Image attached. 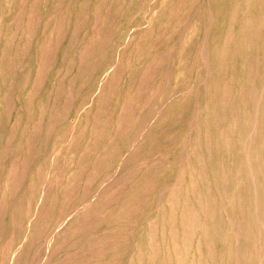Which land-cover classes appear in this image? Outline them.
Instances as JSON below:
<instances>
[{"label": "rangeland", "instance_id": "1", "mask_svg": "<svg viewBox=\"0 0 264 264\" xmlns=\"http://www.w3.org/2000/svg\"><path fill=\"white\" fill-rule=\"evenodd\" d=\"M262 48L264 0H0V264L255 260Z\"/></svg>", "mask_w": 264, "mask_h": 264}, {"label": "bare ground", "instance_id": "2", "mask_svg": "<svg viewBox=\"0 0 264 264\" xmlns=\"http://www.w3.org/2000/svg\"><path fill=\"white\" fill-rule=\"evenodd\" d=\"M208 33V32H207ZM204 44V43H203ZM204 46V45H203ZM204 49V48H203ZM262 49H264V48H262ZM207 67V66H206ZM104 80V79H103ZM206 80V79H205ZM201 111V110H200ZM199 110L197 111V112H200ZM196 126V125H195ZM248 150L246 149V151H245V153L248 155L249 153L247 152ZM246 155V156H247ZM248 162V161H247ZM185 168V167H184ZM178 172H180V171H178ZM254 168L252 167V166H250V163H247L246 164V167L244 168V177H245V179H247V181H246V185H245V188H247V192H248V197H250V198H253V199H255L256 197H257V195H258V191L256 190V185L254 184V179H255V177H254ZM177 175H178V173H177ZM192 179V178H191ZM180 180V179H179ZM188 180H190L189 178L187 179V177H185V179H183L182 178V182H186L187 183V190H186V193H188V192H190L192 195H195V193H196V186H195V184H194V182H192V180H190V182L188 181ZM237 181H238V179H237ZM244 181V180H243ZM242 181V182H243ZM189 183H191V184H189ZM242 184V183H241ZM243 185V184H242ZM174 186V185H173ZM172 186V187H173ZM242 187V186H241ZM244 187V186H243ZM168 188V187H167ZM168 190V189H167ZM167 190H165V191H167ZM236 190H239V189H236ZM240 191V190H239ZM239 191H237L238 192V194H240L239 193ZM233 193H235L234 191H233ZM243 195V194H242ZM160 196V195H159ZM233 196V195H232ZM42 197V196H41ZM96 197V196H95ZM188 197V196H187ZM235 197V195L232 197V198H234ZM240 197V196H239ZM243 197V196H242ZM240 198V199H243V198ZM161 197H159V199H160ZM96 200V199H95ZM194 200V199H193ZM232 200V199H231ZM244 200V199H243ZM235 201V200H234ZM187 202H188V200H187ZM238 202H240V200L238 201ZM207 203V202H206ZM173 204V203H172ZM242 204H244V203H242ZM207 205V204H206ZM232 205V204H231ZM189 206V205H188ZM199 206V205H198ZM203 206V205H202ZM235 206V205H234ZM204 207V206H203ZM230 207V206H229ZM233 207V206H232ZM257 207V206H256ZM199 208H201V207H199ZM208 208V207H207ZM234 208V207H233ZM240 208V207H239ZM232 209V208H231ZM243 209V208H242ZM194 210V209H193ZM206 210V209H205ZM223 210V209H222ZM235 210V209H234ZM244 210V209H243ZM191 211V210H190ZM198 211H199V209H198ZM203 212H204V210H202ZM224 211V210H223ZM231 211H233V209L231 210ZM242 211V210H241ZM207 212V211H206ZM178 213V212H177ZM202 213V212H201ZM205 213V212H204ZM231 213H234V211L233 212H231ZM246 213L247 214H245V219H244V221L245 222H248L249 224H248V226H249V228H250V230H249V234H250V241L251 242H253V244H254V246L255 247H257L258 248V254L257 255H255V260H253L252 262H250L249 264H264V211H262V210H260V208L259 207H257V208H255L253 211H246ZM186 213L184 212V211H182L180 214H178V217H180V221H181V224L183 225V223H184V221H182V216H184ZM235 214V213H234ZM234 214H232V217H233V215ZM187 215V214H186ZM188 215H191L192 217H193V219H190L189 220V222H186V226H185V228H187V232H184L183 233V235H182V237L180 238V241L177 243V245H175V243H174V241H171V242H173V244H174V246H172V247H170V246H167V245H165L164 243V246H162L161 248H160V251L159 250H155V253L156 252H161V253H159L158 255H157V257H159L162 253H163V255L164 256H167V254H166V252L165 251H170V252H172V251H179V255H180V253H182L183 254V251L184 250H186V247L187 246H190V244H191V247L193 248V250L195 249H199V247L202 245V244H204L205 246H206V248H209V246H213V244H211L212 242H214V239H211V237H206V238H204L203 237V235L200 233V231H198V227H199V225L201 224H199V220H198V222H196V218H194V214H191V212H190V214H188ZM202 215V214H201ZM205 215H206V213H205ZM230 215V214H229ZM177 216V215H176ZM175 216V217H176ZM235 216V215H234ZM202 217V216H201ZM236 217V216H235ZM69 218V217H68ZM229 218H230V216H229ZM238 218V217H237ZM236 218V219H237ZM165 219V218H164ZM227 219V218H226ZM241 219V218H240ZM66 220V219H65ZM202 220V219H201ZM230 220H231V218H230ZM229 220V221H230ZM243 220V219H242ZM176 221V220H175ZM203 221V220H202ZM232 221V220H231ZM231 221H230V224H231ZM236 221V220H235ZM238 221H239V219H238ZM237 221V222H238ZM67 222V221H66ZM144 222V221H143ZM201 222V221H200ZM233 222V221H232ZM243 222V221H242ZM213 223H214V221H213ZM215 223H216V221H215ZM233 224V223H232ZM231 224V225H232ZM245 224V223H244ZM65 225V224H64ZM161 225H163V224H161ZM179 225H180V223H179ZM234 225V224H233ZM241 225V224H240ZM246 225V224H245ZM175 226V225H174ZM184 226V225H183ZM183 226H180V229H181V232H182V229H184V227ZM190 226V227H189ZM239 226V225H238ZM63 227V226H62ZM173 227V226H172ZM183 227V228H182ZM234 227V226H233ZM241 227V226H240ZM239 227V228H240ZM139 229H140V226L138 227ZM231 228H232V226H231ZM175 229V228H174ZM174 229H172V230H174ZM201 229V228H200ZM234 229H236V228H234ZM165 230V229H164ZM240 229H238V231H239ZM162 231V230H161ZM175 231V230H174ZM197 231H198V233H197ZM236 231V230H235ZM180 232V231H179ZM234 232V230L232 231V233ZM162 233H164V232H162ZM162 233H160V235L162 234ZM169 233H170V231H169ZM173 233V232H172ZM203 233L205 234V232L203 231ZM236 233V232H235ZM234 233V234H235ZM136 234H137V232H136ZM158 234V233H157ZM171 234V233H170ZM177 234V233H176ZM182 234V233H181ZM240 234H241V231H240ZM165 235V234H164ZM178 235V234H177ZM238 235H239V233H238ZM242 235V234H241ZM135 236H137V235H135ZM178 236H180V234L178 235ZM206 236V235H205ZM244 236V235H243ZM143 237H144V234H143ZM175 237V236H174ZM135 238V237H134ZM133 238V239H134ZM140 238V237H139ZM164 238H166V236L164 237ZM170 238H171V236H170ZM173 238V237H172ZM172 238H171V240H172ZM179 238V237H178ZM241 238V237H240ZM132 239V240H133ZM146 239L147 238H145V241H146ZM177 239V238H176ZM216 239V238H215ZM231 239V238H230ZM141 241H142V239H140ZM164 240V239H163ZM163 240H161V242L163 241ZM218 240V239H217ZM216 240V241H217ZM134 241V240H133ZM132 241V242H133ZM150 240L149 239H147V241L144 243V247H146V245L149 247V245L151 246L152 245V243H151V241L149 242ZM230 241H232V243H233V240H230ZM144 242V238H143V241L140 243V244H142ZM218 242V241H217ZM169 243V242H168ZM216 243V242H215ZM232 243H230V244H232ZM235 243H237V242H235ZM133 244V243H132ZM136 244L134 243V245H133V247L135 246ZM172 245V244H171ZM237 245V244H236ZM236 245H234V246H236ZM240 245V244H239ZM211 246V248H213ZM232 246V245H231ZM254 246H253V248H254ZM136 247V246H135ZM154 246L152 245V247H150V248H153ZM216 247V246H215ZM228 247V246H227ZM201 248V247H200ZM217 248V247H216ZM222 248V247H221ZM235 248V247H234ZM159 249V248H158ZM220 249V248H219ZM135 251H136V249H134ZM172 250V251H171ZM188 250V249H187ZM231 250V249H230ZM235 250V249H234ZM237 250V249H236ZM251 250H253V249H251ZM17 251V250H16ZM189 251V250H188ZM133 252V251H132ZM210 252V251H209ZM222 252V251H221ZM227 252V254L229 253V249L226 251ZM235 252V251H234ZM251 252V251H250ZM253 252V251H252ZM178 253V252H177ZM185 253V252H184ZM197 253V252H196ZM199 254H201L200 252H198ZM203 254H204V252H202ZM231 253V252H230ZM236 254L238 253V252H235ZM175 254H176V252H175ZM220 254V253H219ZM256 254V253H255ZM133 255V254H132ZM193 255V254H192ZM207 255V254H206ZM213 255H215L214 254V252H213ZM212 252H211V254L210 255H208V259H211V260H213V262H215L216 261V259H213L212 258ZM229 255V254H228ZM155 256V255H154ZM171 256V255H170ZM184 256V255H183ZM191 256V255H190ZM197 256V255H196ZM216 256V255H215ZM223 256V255H222ZM231 256V255H230ZM244 256H246V255H244ZM138 257V256H137ZM180 257V256H179ZM203 257H204V255H202V256H198V257H196V259L198 258V262H199V264H207L206 262H203L202 261V259H203ZM13 258V257H12ZM132 258V257H131ZM140 258V257H139ZM171 258H172V256H171ZM230 258V257H229ZM229 258H228V260H229ZM236 258H237V255H236ZM134 258H132V260H133ZM160 259V258H159ZM167 259H169V256H167V257H165L164 259H163V261L165 262V260H167ZM178 259V258H177ZM180 259V258H179ZM178 259V260H179ZM182 259H184L186 262L188 261H190L191 259H186V257H184V258H182ZM195 259V258H194ZM218 259H219V256H218ZM224 259V258H223ZM176 260V259H175ZM177 260V261H178ZM184 260H182V261H184ZM239 260V259H238ZM129 261H130V259H129ZM157 261V260H156ZM229 261H233L232 260V258H230V260ZM228 261V262H229ZM142 262V261H141ZM195 262H196V260H195ZM195 262H194V264H195ZM226 262V261H225ZM130 263H131V261H130ZM177 263H179V261L177 262ZM180 263H182V262H180ZM218 263V262H217ZM230 263V262H229ZM238 263H239V261H238ZM140 264V263H139ZM142 264V263H141ZM146 264H154L152 261H149L148 263H146ZM185 264V263H184ZM190 264H192V261H190ZM223 264V263H222ZM240 264V263H239Z\"/></svg>", "mask_w": 264, "mask_h": 264}]
</instances>
